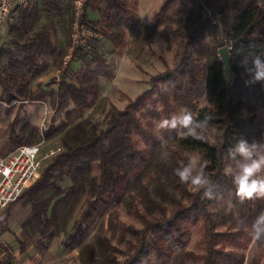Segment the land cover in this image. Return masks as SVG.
<instances>
[{"label": "trees", "instance_id": "16d2710c", "mask_svg": "<svg viewBox=\"0 0 264 264\" xmlns=\"http://www.w3.org/2000/svg\"><path fill=\"white\" fill-rule=\"evenodd\" d=\"M72 11L71 0H28L0 38V104L48 100L62 116L43 133L46 140L58 139L62 151L18 198L29 209L21 234L41 239L44 249L63 238L65 249L77 250V264H243L251 237L237 230V220L250 226L264 211V200L241 203L223 169L229 148L239 139L252 143L251 137L264 136L254 113L241 115L245 109L253 112L256 104L264 112V81L249 83L241 64L243 55L264 49V7L258 0H164L148 38L161 37L169 51L177 47L174 65L151 77V86L124 109L101 95L100 80L111 81L115 73L97 41L89 51L74 48L64 65L72 44ZM89 11L99 19H89ZM83 20L110 43L109 53L123 49L127 32L139 25L130 0H87ZM224 46L231 82L218 55ZM73 62L79 67L71 74ZM57 70L58 81H39ZM154 95L161 109L151 111L153 118L159 121L187 108L206 127H214L213 142L205 134L196 140L175 131L163 132L162 142L161 134L140 118ZM202 95L214 108L199 107ZM100 114L104 124L97 128ZM38 139L37 126L29 122L10 137L17 147ZM187 150L200 152L207 162L215 191L223 196L219 205L174 174L187 163ZM120 208L140 226L121 222ZM6 218L0 217V233L9 231ZM198 222L204 230L202 255L187 249L191 227ZM25 245L20 243L22 252ZM4 251L0 247V264H13V256Z\"/></svg>", "mask_w": 264, "mask_h": 264}, {"label": "rangeland", "instance_id": "374dc122", "mask_svg": "<svg viewBox=\"0 0 264 264\" xmlns=\"http://www.w3.org/2000/svg\"><path fill=\"white\" fill-rule=\"evenodd\" d=\"M130 1L137 11L139 25L135 31L127 32L125 47L114 53H109V49L111 48L110 43L103 38L97 41L100 50L105 54L106 60L114 68L115 73L114 79L111 81H107L104 78L100 80L101 95L106 98L109 105L112 104L119 109H124L128 102L148 89L151 86V77L173 67V56L177 48L174 47L173 50H167L159 36L152 41L148 38V27L153 23L155 14L158 12L164 0ZM258 3L261 7H264V0H258ZM88 17L91 20L99 19L97 12L94 11H89ZM6 27L7 25L2 26L0 33L4 34ZM207 39H209V35ZM262 52H264V49ZM78 67V64L73 62L71 65V74H73ZM54 73L55 72H49L43 75L39 80H41L42 84L48 83L52 78L58 81ZM154 99H157V95H154L150 100L145 102L147 105L142 112H145L146 116L140 118L147 129H152L153 132L157 133L154 123L158 122V120L151 116V111L160 110L161 105L159 103H154ZM197 102L201 108H214L208 103L204 95L198 97ZM87 113L88 111H86V114ZM253 113L255 114L256 120L260 123V127L264 129V112L263 108L259 105H255L253 112L246 109L243 110L241 115L243 117H249ZM61 117L60 114L54 112L48 100L39 102L16 101L10 106L0 104V159L4 158L17 147L13 146L10 140L11 132L12 130H18L23 122H29L37 126L39 139L36 143H38L42 138L40 132L41 123L43 121L45 122V128L43 129L44 133L52 123L57 124ZM146 122H150V128L146 125ZM95 124L97 128L103 126V115L100 114L96 116ZM214 130V127H206L201 130V134L202 136L204 134L207 135L209 141L213 142ZM134 139L138 140L140 145L143 144L139 136H134ZM251 140L252 142L264 143V136L259 139L251 137ZM43 145L45 147H54L59 145V140L56 138L48 139L45 140ZM193 154H198L202 162L207 165V162L200 152L194 150L186 151L188 157ZM47 163H45L40 170V174ZM206 171L210 176V170L207 167ZM94 172L97 173V170H94ZM22 202V199L17 200L0 211V217L2 219L7 215L6 219L9 225V231L0 233V247L2 248V252L7 250L13 256V264H77V250L69 251L65 249L62 244L63 238H55L51 246L48 249H44L40 244L41 239L37 237L26 239L21 234V224L27 218L29 212L28 207H24ZM83 207L84 201L77 208L74 220L79 217ZM120 220L124 223H133L136 227L140 226L139 220L134 216H128L122 208H120ZM72 223L73 222L70 223V227ZM94 231L95 227L93 226L91 234ZM203 232L202 222H198L191 227V235L187 249L198 255L204 253L202 244ZM21 242H25L26 244V248L23 252L20 249ZM243 253L245 255L243 264H264V240L256 241L251 238L246 249L243 250ZM119 260H122V258H119ZM185 264H202V262L200 260H195L188 261Z\"/></svg>", "mask_w": 264, "mask_h": 264}, {"label": "clouds", "instance_id": "9594fccd", "mask_svg": "<svg viewBox=\"0 0 264 264\" xmlns=\"http://www.w3.org/2000/svg\"><path fill=\"white\" fill-rule=\"evenodd\" d=\"M242 66L249 83L264 81V52H249L242 56ZM163 90H167L165 87ZM154 127L162 142L163 132L175 131L179 136L203 139L201 130L206 122L193 116L187 108L173 113L154 123ZM38 151L36 146L25 149L27 155H34ZM206 163L202 162L198 154H193L182 167L174 169V174L183 184H190L193 189L201 193L202 198L216 202L223 200V196L215 191L216 185L206 171ZM223 172L229 176L235 187V196L241 203L246 201L264 200V143H249L246 139H239L231 146L225 158ZM231 210V205L226 211ZM237 230L245 231L253 240H264V211L256 216L249 226L244 219L237 220Z\"/></svg>", "mask_w": 264, "mask_h": 264}, {"label": "built area", "instance_id": "2783aa9c", "mask_svg": "<svg viewBox=\"0 0 264 264\" xmlns=\"http://www.w3.org/2000/svg\"><path fill=\"white\" fill-rule=\"evenodd\" d=\"M87 0H71L72 25L71 47L65 57L64 65L71 58L74 48L89 51L92 42L98 41L102 35L86 24L83 20ZM28 5V0H0V29L12 22L19 8ZM2 33H0L1 38ZM1 44V40H0ZM228 46H226L227 48ZM59 79V72L56 76ZM45 122L40 125L41 141L32 145H20L0 159V211L16 202L23 191L39 177L40 170L50 159L62 151L61 145L45 147L43 129ZM36 146L34 155H27L25 149Z\"/></svg>", "mask_w": 264, "mask_h": 264}, {"label": "water", "instance_id": "95a60500", "mask_svg": "<svg viewBox=\"0 0 264 264\" xmlns=\"http://www.w3.org/2000/svg\"><path fill=\"white\" fill-rule=\"evenodd\" d=\"M218 55L220 56L223 66H224V71L228 77V81L231 82L232 80V72H231V60H230V54L228 49L224 46L221 47L218 50Z\"/></svg>", "mask_w": 264, "mask_h": 264}, {"label": "crops", "instance_id": "0c3cea01", "mask_svg": "<svg viewBox=\"0 0 264 264\" xmlns=\"http://www.w3.org/2000/svg\"><path fill=\"white\" fill-rule=\"evenodd\" d=\"M59 71L57 70L55 73H54V76L56 77L57 76V73H58ZM40 82H41V80H39ZM39 102V101H38Z\"/></svg>", "mask_w": 264, "mask_h": 264}]
</instances>
